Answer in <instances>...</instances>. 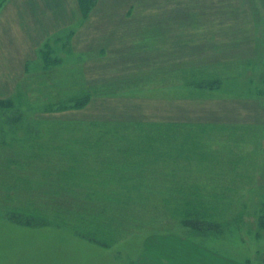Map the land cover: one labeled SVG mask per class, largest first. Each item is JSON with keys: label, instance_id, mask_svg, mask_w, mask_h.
<instances>
[{"label": "rangeland", "instance_id": "obj_1", "mask_svg": "<svg viewBox=\"0 0 264 264\" xmlns=\"http://www.w3.org/2000/svg\"><path fill=\"white\" fill-rule=\"evenodd\" d=\"M79 2L0 0V99L15 105L0 109V264H127L151 233L190 236L223 257L264 264V0H89L86 13ZM87 93L85 107H54ZM14 112L22 114L15 130ZM115 118L181 121L175 141L191 161H165L163 171L197 188L221 226L218 216L198 218L196 230L153 213L149 227L103 246L53 221L62 217L55 200L121 189L72 185L51 164L40 166L47 174L18 169L12 154L51 142L55 158L93 168L96 148L83 153L89 145L76 139L101 128L82 120ZM68 152L79 160L65 159ZM65 204L59 210L71 219Z\"/></svg>", "mask_w": 264, "mask_h": 264}, {"label": "trees", "instance_id": "obj_2", "mask_svg": "<svg viewBox=\"0 0 264 264\" xmlns=\"http://www.w3.org/2000/svg\"><path fill=\"white\" fill-rule=\"evenodd\" d=\"M79 1L81 8L83 7L82 9L86 13L90 8L89 0ZM45 55L46 57L43 59L49 64L48 56ZM89 102H91V96L87 93L84 96L59 101L54 107L57 111L76 110L87 106ZM19 103V106H24L23 102ZM14 107L12 99H0L1 110H10ZM48 110H51V105ZM21 117V112L13 116L16 121L15 126H12L13 130L19 125ZM82 121L89 129L94 126L95 129L101 128L97 135L94 134L93 136L92 134L91 136V129L86 134L84 133L81 139H76L89 145L83 153L89 151V148H96L93 152L96 157L95 167L93 168L91 166L88 168L85 166L80 167L79 165L69 164V161L62 162L63 160L55 158L56 145L51 144V142L44 143L40 141L45 138L42 134L37 136L41 143L32 142L33 146H30V152L19 146L18 151L20 150V152L13 153V156H11V159H15L14 163L18 169H35L38 166L50 167L51 164L53 173L65 175L66 178L71 179L72 185L83 183L86 186L103 188L114 186L121 189L120 192L118 190L106 192L93 191L88 188L89 191L76 198V203L72 200L70 203V200H67L68 202L65 204L62 200H55L54 205L57 207H54L53 210L57 217L61 214L63 217L61 219L55 218L53 220L55 223H72L70 227L75 232L103 246H110L116 241L127 237L131 230H135L137 226L142 227V225L153 224L156 220V215L153 216V213L158 215V213L163 212L165 214L164 221L167 224L187 225L196 230L203 224L198 218L212 219L218 216L217 220L215 219L216 224L221 226L219 215H211L204 210V205L202 207L200 203L202 201H199L201 199L200 195L195 193L197 188L189 186L185 181L183 182L175 176L168 178L165 176L168 174L163 171L165 161L172 160L173 163L177 164L178 159L183 157H186V161H191L190 153L185 149V146L177 144V141H175L179 134L181 121L153 122L150 126L145 125V121H139L136 125H132L129 122L131 120L125 118L86 119ZM79 124H81L80 120ZM96 125L99 127H96ZM3 137L5 138L4 134ZM29 139L35 140L34 136ZM68 139L70 141V138L65 140ZM165 139L168 142H165ZM11 143H14V141L5 142L8 150L16 151V146ZM34 149L37 151V156L32 155ZM64 157L65 159L71 158L73 161L79 160L78 154L72 152L64 154ZM40 169L43 174L48 173V169H42L41 167ZM174 169L177 168L172 170ZM84 172L85 176H88L85 177ZM79 174H82V176ZM87 178L88 180H86ZM68 185L69 183L67 185L64 183L62 186L64 188ZM64 192L66 191L62 193ZM51 197L58 196H55L54 193ZM151 198H158L161 204L157 205L156 202H152V205H150L149 199ZM62 204H68V211L72 214L71 219L67 217L69 213L59 210ZM34 208V211H40L38 206ZM147 213L149 218L147 217V221H143V217ZM164 230L166 232L172 229Z\"/></svg>", "mask_w": 264, "mask_h": 264}, {"label": "crops", "instance_id": "obj_3", "mask_svg": "<svg viewBox=\"0 0 264 264\" xmlns=\"http://www.w3.org/2000/svg\"><path fill=\"white\" fill-rule=\"evenodd\" d=\"M127 264L248 263L223 257L195 238L176 233H151L143 239V251L134 256Z\"/></svg>", "mask_w": 264, "mask_h": 264}]
</instances>
